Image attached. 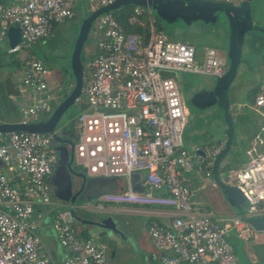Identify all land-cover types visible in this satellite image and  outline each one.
I'll return each instance as SVG.
<instances>
[{"label": "built area", "instance_id": "obj_1", "mask_svg": "<svg viewBox=\"0 0 264 264\" xmlns=\"http://www.w3.org/2000/svg\"><path fill=\"white\" fill-rule=\"evenodd\" d=\"M79 1L15 0L0 9V43L9 28H18L20 42L8 53L24 51L48 37L53 25L70 19ZM86 1L93 11L115 2ZM142 10L147 25L140 33H125L111 13L99 16L90 33L100 38L97 56L88 65L91 76L84 78L86 109L76 120L74 160L90 176L123 178L127 184L93 199L88 208L99 213L122 207L149 218V241L161 254L154 264H238L229 237L234 231L249 239L253 228L242 218L264 216V155L230 178L249 202L244 216H210L193 201V182L197 173L211 176V164L224 144H207L192 153L183 147L187 114L173 76L222 77L226 54L206 48L198 60L194 45L169 40L149 9L138 7L136 15ZM48 75L42 61L30 55L22 78L30 103L21 105L20 123L39 122L52 112ZM261 89L253 105L264 115L263 83ZM52 139L50 134L0 133V264H105L106 245L78 236L71 209L58 211L51 222L61 255L43 243L41 224L58 210L51 196L57 161ZM134 172H140L144 192L132 190ZM16 175L24 178L19 184L13 182Z\"/></svg>", "mask_w": 264, "mask_h": 264}, {"label": "water", "instance_id": "obj_2", "mask_svg": "<svg viewBox=\"0 0 264 264\" xmlns=\"http://www.w3.org/2000/svg\"><path fill=\"white\" fill-rule=\"evenodd\" d=\"M127 5L149 9L156 17L163 19L169 25L176 23L188 24L195 21L213 24L220 16L227 20L229 31L226 51L227 71L222 77L216 78L213 83L200 81L199 85L204 88L193 94L186 101V104L191 114L195 116H198L197 114L208 108L217 109L219 118L226 127V140L224 148L211 164V176L215 186L222 192L237 213L243 217L244 212L248 209L249 202L239 188L228 184L222 179L220 166L233 148L235 129L229 94L242 62L245 36L251 31L264 33L263 26L252 22L251 0H240L237 4L207 0H115V2L106 7L98 8L83 18L68 56L70 62L68 72L71 75V82L74 84L69 94L59 101L49 116L41 121L36 123H0V133L27 132L50 134L53 140L66 144V146L59 149L57 167L52 178L54 194L60 201L69 203L72 208L83 209L93 214L95 218L98 212L86 209L85 206L99 195L115 192L118 180L116 178H94L86 172L80 173L76 171V166H73L74 143L70 140L62 141L57 134V129L62 118L67 117L70 108L80 102L83 95L84 67L81 59L82 50L96 19L105 13H110ZM7 38L9 47L14 48L21 39L19 29L14 27L9 28ZM67 146H69V150L66 148ZM140 175V172L131 174V187L135 192H144V188L140 183ZM74 178H78L81 181L79 186ZM75 186H78V188L73 192ZM77 202L81 203V205H77ZM83 222L103 230L99 234L100 237L117 231L112 221L110 223L97 221ZM247 223L254 230L264 231L263 217L248 218Z\"/></svg>", "mask_w": 264, "mask_h": 264}, {"label": "crops", "instance_id": "obj_3", "mask_svg": "<svg viewBox=\"0 0 264 264\" xmlns=\"http://www.w3.org/2000/svg\"><path fill=\"white\" fill-rule=\"evenodd\" d=\"M14 3H15V0H0V9L2 7L11 6ZM228 39H229V31L227 30L224 40L218 47L209 45L208 48L216 49L225 55L227 51V46H228ZM5 42L9 44L8 38ZM182 43H189V44L194 45L193 43L188 42V41H184ZM205 49H203L202 53L200 52L199 53L203 55V52ZM20 57H22V55ZM50 66L51 64L49 63L46 67L49 73H50V69H49ZM9 68H11L10 72L7 73L5 76H3V78L6 79L5 84H8V86L11 87L10 90H11V94L13 95L12 100L15 103H16V100L22 101L21 105H24V104L28 105L30 103L29 95L22 83L24 67L19 70H17L16 68H13V66ZM173 76L176 79V81L179 78L182 81V83H185V86L187 89L185 92L186 93L191 92L192 95L197 93L202 88H204L201 85L197 84L198 81L195 80L196 78L195 76H201V79L199 80V82L203 80L204 78H206L204 82H209V83H213L215 80V78L210 77V76L198 75V74H193V73H185V72H178V73H175ZM188 76H193V79L192 81H190V83L195 88L190 87L186 84V78ZM15 80L17 81V84L14 82ZM49 84L50 83L48 82V88L53 97L52 105L54 109V107L59 103V101L63 99V95L66 94L65 92H67V95L69 94L74 84L71 82V80L68 81L67 83L68 88L66 89L64 88L62 90L60 89L58 90L57 93L54 92L55 87L50 86ZM258 85H261V83H258L257 85L251 87V89L255 88ZM249 91H250V88H249ZM251 95L253 94H249V92L247 91V98L252 97ZM229 96H230V102L239 106V103L237 102V90L230 89ZM253 102H254V97L251 98L250 113L248 114L250 116L249 117L250 130L243 133V128L241 127L242 131L239 132L238 142L239 143L244 142L245 139H248L251 142L256 141L257 144L260 143L264 149V115H262L258 110L255 109ZM232 103H231V106H232ZM184 106H185V103H184ZM185 109H186L187 117H186V125L184 129V133L182 136V141H183V147L188 152L192 153L196 149L202 148L207 144H212V143H217V142L223 143V144L225 143V140H226L225 126H224V129L223 128L221 129L219 127V124H214L216 126L218 125L214 129V131L213 129L211 130L209 126H206V127L203 126L205 131H202L203 127L201 126V123L197 121L198 116L197 117L193 116L192 118V114L189 111L187 104L185 106ZM214 109H215L214 110L215 112L213 113L212 117L209 120H213L214 118V120L216 119V121L217 120L221 121L219 118L218 111L216 110V108ZM50 114L51 113L44 114L42 116V119L46 118ZM245 165L246 164H244L242 167L240 166L241 168L239 167V169H236L237 171H235V173L241 170ZM224 176L225 174L223 173L222 177ZM94 178H108V177H94ZM23 180H24L23 176L16 175L13 178V182L16 184L21 183ZM126 182L127 181L125 180V185H124L125 187L127 184ZM213 183L214 182L212 180V176L204 179L202 175L198 173L195 174L193 185H194V188L196 189V192L197 193L200 192V195L197 196V199H195V201H197V203L201 207H203L208 212V214H211L215 218L242 217V215H239L237 211L232 207V205L227 201V199L222 194V192L216 186H213ZM63 202L64 201H60V203L58 204V209L67 207V205L63 204ZM81 208H83V206H81ZM85 208L92 210L90 209V207L88 208V205H86ZM76 210H79V212L81 213L80 215L79 214L77 215L79 216V219L81 220L79 228L82 230V232L87 231L89 237L94 238L97 241L102 242L106 245L105 264H154L158 262L161 254L157 252L156 250H154V248L152 247L149 241V236H148L149 218L145 216L147 220L146 222H143V225L141 226L142 230L140 233L136 234L134 231L133 236L132 237L128 236V238L125 237L124 232L121 230L119 226L120 223L118 224V222L115 219L116 216L130 215L134 217L135 215H140L139 210H131V209H126L122 207H112V208H107L102 212H99L98 214H96L98 216L95 215L96 216L95 218L93 217V214L83 209L81 210L79 208H76ZM253 217H263L264 218V216H253ZM248 218H252V217H243L242 219L247 222ZM83 221H97V222H106V223H110V221H112L117 231H113L107 236L100 237L99 234L103 232V230L97 229L96 231H94L95 233H93V231L92 232L90 231V225L86 224ZM51 222H52V218H50L49 215L48 216L46 215L41 224V231L49 227H50V231H48V235L45 234L42 237V240L44 243V240L46 239L48 242L52 243V246H54V244L57 243L56 242L57 237H56L55 231L51 227ZM51 231H53V234ZM229 241L231 245L233 246L234 251L236 253L238 264H264V231H257V230L252 229L251 237L247 240L238 238L236 233L232 231L230 233ZM124 242L128 244L127 250L130 248V246L134 247V251H136V254H137L135 257L133 256L131 257L132 252L130 249H129L130 250L129 255L126 256L124 252V247H123ZM55 248H53L54 250L52 249L53 252L57 256L61 255V253L58 252Z\"/></svg>", "mask_w": 264, "mask_h": 264}, {"label": "rangeland", "instance_id": "obj_4", "mask_svg": "<svg viewBox=\"0 0 264 264\" xmlns=\"http://www.w3.org/2000/svg\"><path fill=\"white\" fill-rule=\"evenodd\" d=\"M233 4L239 3L240 0H231ZM88 10V9H87ZM82 10L78 15L75 20L68 21L66 23H61L56 32L53 34V38L51 40V43L48 46H43L37 47V50L39 51L40 55L46 54L47 56H52L53 59L50 60V73L48 75V82L50 83V86L55 87V93L58 92V90L66 89L67 83L70 79L67 73H64L61 68L63 67H68V56H69V48H67L62 42L63 40H69L70 42L74 39L76 36V33L78 32V29L81 25V22L83 20V17L86 13H89L90 11ZM251 16H252V22L256 25L263 26L264 27V0H251ZM157 25L158 27L166 34V36L169 38L171 41H176V42H184L188 41L191 42L195 45L197 49V59L200 60V58L203 57L200 53H202L203 49L208 48L209 45L218 47L222 41L224 40V37L226 35V32L228 30V24L227 20L223 18L217 19V21L213 24L210 23H205L201 21H195L191 22L188 24H181V23H176L169 25L167 22H165L161 18H157ZM77 31V32H76ZM100 38V35H92L90 34L84 47L82 50V58L84 60H87L92 56V54L95 52L96 44L98 39ZM8 50H9V44L7 42H1L0 43V62L6 64L11 60V57L8 55ZM205 51V50H204ZM200 52V53H199ZM19 56L22 55V57H19L20 59L25 58L26 53L22 52L18 54ZM264 33H259L255 31H251L246 34L245 36V43L242 51V63L240 64L238 68V73L237 77L234 81V83L231 86V89H236L237 90V102L239 103V106L233 104L232 102V114L235 119L237 118L238 114L240 113L241 119L245 118V120L248 119V121L243 122L242 121V126L244 131H247L245 128H247L245 123L249 124V113H250V102L251 98H247V91L249 92L251 87L257 85L258 83H263L264 84ZM9 67L5 65L0 68V83L5 84V80L3 76H5L7 73L10 72ZM67 70V69H66ZM195 80L198 81L197 84H199V80L201 79V76H195ZM193 76H188L186 78V84L190 87H193V85L190 83L192 81ZM206 78H204L201 81H205ZM17 84V81H14ZM178 86H179V91L182 96V99L185 103L186 106V100H188L191 96L192 93H186L185 91L186 86L185 83H182V81L178 78L177 80ZM198 87V86H197ZM195 88V87H193ZM253 96V95H251ZM85 99L84 94L81 97L82 99ZM17 106L21 108L22 101L16 100ZM77 105V104H76ZM76 107H73L69 113L68 116L65 117L59 123V126H63L69 122V117L70 115L74 114L77 112ZM214 108H208L202 111L201 113L197 114L199 123H201V126H209V128L213 131L214 129L218 126L214 124H219V127L224 129V123L222 121H216L214 120H209L214 111ZM217 110V109H216ZM192 114V118H193ZM197 117V116H196ZM244 120V121H245ZM236 121V120H235ZM76 128V127H75ZM226 128V127H225ZM202 131H205L204 127ZM238 135V136H237ZM237 137H239V130L238 127L236 128V140ZM245 147H239L237 148L236 155H233V153H229L226 158L222 161V166L225 165L226 163L232 164V169H234V165L237 166L239 164L244 163L245 161L249 162L251 160L259 158L261 155H264V149L263 146L259 143L257 144L256 141L251 142L248 139H245L244 141ZM62 145L54 147V150H59ZM69 150V146L66 147ZM244 148V150H243ZM75 159V158H74ZM228 161V162H227ZM75 160L73 166L75 167ZM81 168V167H80ZM225 176L222 177L223 180H225L228 184H233L232 181H230V178H233L235 175V171H229L228 173H224ZM223 176V174H222ZM75 182L80 185L81 181L78 178H74ZM125 185V180L123 178L118 180V189H121ZM78 186H75L73 188V192L75 191ZM200 195V192L194 194L193 201L197 199V196ZM51 196H52V203L55 206V204H59L60 200L55 196L54 194V188L51 187ZM197 202V201H196ZM55 208V207H54ZM80 215L81 213L78 212ZM212 216L211 214H209ZM98 216V215H96ZM95 216V217H96ZM213 217V216H212ZM116 221L118 224L120 223V228L124 232L125 237L128 238L133 236V232L135 233H140L142 228L141 226L143 225V222H146L147 218L142 215H135L134 217L130 215H123V216H116L115 217ZM97 228L94 226L90 225V231L95 233ZM48 231H50V227L43 229L41 231V237H43L45 234L48 235ZM53 234V231H51ZM57 243L52 246V243L48 242L46 239L44 240L45 246L49 249L55 248L58 252L62 253L63 250L61 246L59 245V242L56 240ZM128 244L126 242L123 243L124 247V252L126 256L129 255V252L131 250L132 254L131 257H135L136 251H134V247L130 246V250H127ZM53 247V248H52ZM126 247V248H125ZM54 250V249H53ZM262 252V251H261Z\"/></svg>", "mask_w": 264, "mask_h": 264}, {"label": "trees", "instance_id": "obj_5", "mask_svg": "<svg viewBox=\"0 0 264 264\" xmlns=\"http://www.w3.org/2000/svg\"><path fill=\"white\" fill-rule=\"evenodd\" d=\"M85 9L86 10L88 9L87 11H90V12L86 13L84 15V17L90 15L93 12L91 6L88 4V2L86 0H80L76 4V7L74 8V15L70 19L65 20L63 23H66V22L71 21V20H75L77 18V15L82 10H85ZM136 9H138V7L133 6V5H127V6H122V7L118 8L117 10L110 12L111 15L114 17V19L117 21V23L120 26V28L125 33L136 34V33H140L141 31L145 30V26L147 25V12H146V10H142L143 12H142L141 15H136V13H135ZM139 9H142V8L139 7ZM154 17L156 18V23H157V18L158 17H156L155 15H154ZM60 24L53 25L51 34L48 37L36 41L29 48H26L24 51H22V54H23V52L26 53L25 58H22V59L19 58L20 56L18 54L21 53L20 51L19 52H15V53H8V55L11 57V60L9 62H7L6 64L0 62V68L5 66V65H8V66H13V68H16L17 70L22 69L24 67V64H25L26 60L29 58L30 55H34L35 57H37L47 67V65L49 64L50 60L53 59V57L52 56L49 57L46 54L40 55L39 51L37 50V47L43 48V46H45V45L48 46L51 43V40L53 38V34L56 32V30H57V28H58V26ZM157 27H158V25H157ZM158 29H160V28L158 27ZM77 30H78V26H77ZM76 37H77V33H76V36L74 37V39L71 42L69 40H65V39L62 42L67 48H69V54L71 52V49L73 47V43H74ZM96 56H97V47L95 48L94 54L90 58H88L87 60H84L83 58H81L82 59V63H83V67H84V78H87V77L91 76V71H90L88 65L93 61V59ZM263 59H264V55H263ZM67 60H68V62H67L68 63V67L67 68L63 67L61 69H62L63 72L65 71L64 73L68 74V76L70 77V79H69V81H70L71 80V75L68 72V70L70 68V62H69V59H67ZM261 87H262V84L256 86L255 88H253L252 90L249 91V94H253L252 97L255 98V96L258 93L262 92ZM10 88L11 87L8 86V84L0 83V123H18V122H21L20 106L18 107L17 104L12 100V96L13 95L11 94ZM65 93L66 94L63 95V98L66 97V95H67V92H65ZM73 107L78 108L77 112L72 114V115H70L69 122L64 125V129L63 130L67 131L66 136L69 137L73 141V143H75L76 138H77V134H76L77 130L75 128L76 127V120H77V117L79 116V114L86 109L85 99L83 98L82 101L80 100V102H78L77 105L72 106L70 108V110ZM69 111H68V113H69ZM231 114H232V109H231ZM232 116H233V114H232ZM40 120H42V117H41ZM233 120H234L235 134H234V139H233V148L230 151V153H233V155H236V152L238 150L237 148L242 147V146L245 147L244 142H241V143L238 142V137H237V140H236V128L238 127L239 132H241L242 131L241 127L243 128L242 121L246 122V121H248V119L247 120H245V118L241 119V115L238 114L236 119H235V117H233ZM239 124H241V125H239ZM245 124L247 126V128H245V129L247 131H249L250 130L249 124L248 123H245ZM245 132L246 131H244V129H243V133H245ZM71 135H73V137H71ZM212 144H219V143L217 142V143H212ZM58 145H59V142H57V141L52 139V145H51L52 146V151L57 156V159H58V156H59V150H54V147H57ZM243 150H244V148H243ZM247 163H249V160L245 161L244 163L239 164L237 166L234 165V167H233L234 169H232V167H231L232 164H230V162L226 163L223 166L221 164L220 173L221 174L228 173L229 171L231 172L233 170L237 171L236 169H239L240 166L242 167L244 164H247ZM56 167L54 168V172L56 170ZM76 171L81 172V173L85 172V170H83L79 166H76ZM200 174L202 175V177L204 179L207 178L205 172H201ZM53 176H54V173H53ZM53 176H52V178H53ZM50 183H52V182L50 181ZM117 191H119L118 190V185H117V189H116L115 192H117ZM63 204L67 205V207L58 209L57 211H53L49 215L50 218L53 219L54 215L57 214L58 211L71 209L73 217H74L73 227H74L75 231L77 232L78 236L82 237L84 239L89 238V235H88L87 231H83L82 232V230L79 228V225L81 223V220L79 219V216L77 215L79 210H76V208H72L70 206V204L67 203V202H63ZM76 204L77 205H81V203H79V202H77Z\"/></svg>", "mask_w": 264, "mask_h": 264}, {"label": "flooded vegetation", "instance_id": "obj_6", "mask_svg": "<svg viewBox=\"0 0 264 264\" xmlns=\"http://www.w3.org/2000/svg\"><path fill=\"white\" fill-rule=\"evenodd\" d=\"M219 18H223L222 16H220ZM224 19V18H223ZM67 116H68V114H67ZM64 129V125L63 126H59L58 127V129H57V134H58V136L61 138V140L62 141H68V140H70L72 143H73V141L69 138V137H67L66 136V133H67V131H65V130H63ZM63 134V136H61ZM60 145H62V146H66V144H61V143H59V145L58 146H60ZM57 166V161H56V163L54 164V168ZM51 182H52V179L50 180ZM51 187L52 188H54V186H53V182L51 183Z\"/></svg>", "mask_w": 264, "mask_h": 264}]
</instances>
